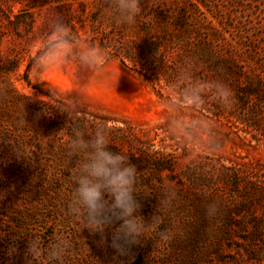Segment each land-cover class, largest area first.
Returning <instances> with one entry per match:
<instances>
[{
    "label": "rangeland",
    "instance_id": "obj_1",
    "mask_svg": "<svg viewBox=\"0 0 264 264\" xmlns=\"http://www.w3.org/2000/svg\"><path fill=\"white\" fill-rule=\"evenodd\" d=\"M141 9L129 27L104 0H0V264H47L26 254L32 236L45 251L58 237L70 242L62 264H264V0H141ZM55 14L110 50L104 75L76 77L69 66L37 80L30 48ZM182 15L208 38L205 56L195 48L203 41L181 34ZM181 72L222 81L236 101L202 110L221 149L191 164L155 126ZM73 102L80 110L68 119L59 109ZM102 123L112 129L110 149L137 168L139 214L146 222L158 214L169 241L150 231L119 255L66 212L79 159L67 142L75 126ZM167 185L175 198L159 211Z\"/></svg>",
    "mask_w": 264,
    "mask_h": 264
},
{
    "label": "clouds",
    "instance_id": "obj_2",
    "mask_svg": "<svg viewBox=\"0 0 264 264\" xmlns=\"http://www.w3.org/2000/svg\"><path fill=\"white\" fill-rule=\"evenodd\" d=\"M111 18L129 27L142 15L141 0H104ZM111 59L108 48L93 44L91 40L75 34L63 16L55 14L30 48L29 61L39 81L42 75L64 71L71 66L73 75L83 77L89 73L104 75ZM0 87V94H6ZM164 98V110L155 126L165 131L169 139L182 146L188 164L200 155L217 153L221 149L216 124L202 110L216 103L226 110L234 107L235 96L230 87L219 80L190 77L181 72L171 81ZM68 119H75L79 104L60 108ZM45 114H50L45 110ZM112 129L99 124L94 129L75 126L67 142L70 157H78L73 172L74 190L66 205V212L91 234L99 236V243L110 247L119 255H127L132 248L154 233L162 242L171 239V233L161 230L159 215L146 222L139 214L142 204L137 198L138 171L123 152L110 149ZM187 166V165H186ZM165 195L159 211H167L175 198V189L165 186ZM218 205L210 203L206 213L214 217ZM70 250V242L54 239L47 250L42 242L29 239L26 254L34 261L47 257V264H62Z\"/></svg>",
    "mask_w": 264,
    "mask_h": 264
},
{
    "label": "trees",
    "instance_id": "obj_3",
    "mask_svg": "<svg viewBox=\"0 0 264 264\" xmlns=\"http://www.w3.org/2000/svg\"><path fill=\"white\" fill-rule=\"evenodd\" d=\"M192 17L189 16V15H182L180 18H176V24L181 28L180 32L181 34H187L189 37L190 36H195V40L197 41H203V44L200 43L198 44L195 48L198 50V51H201V55L205 56V52L207 51H204L206 47L205 43L206 41V38L203 37L201 34H200V26L199 25H196L195 22L191 21ZM192 23V24H191ZM209 42V40H208ZM204 53V54H203Z\"/></svg>",
    "mask_w": 264,
    "mask_h": 264
}]
</instances>
